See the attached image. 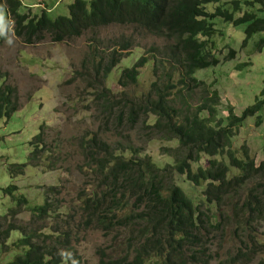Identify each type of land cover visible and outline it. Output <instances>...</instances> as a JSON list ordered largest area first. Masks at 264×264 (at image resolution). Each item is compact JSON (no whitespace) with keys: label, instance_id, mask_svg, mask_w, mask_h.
<instances>
[{"label":"trees","instance_id":"1","mask_svg":"<svg viewBox=\"0 0 264 264\" xmlns=\"http://www.w3.org/2000/svg\"><path fill=\"white\" fill-rule=\"evenodd\" d=\"M0 6L6 8L13 35L28 45L46 36L61 43L111 25H132L169 41L119 72L118 83L127 88L141 85L144 69L150 68L144 94L131 93L117 102L105 87L133 46L131 40L112 42L102 51L91 47L80 75L89 76L100 119L108 128L114 124L122 134L125 127L141 125L147 141L175 143L163 147L168 163L160 167L129 137L110 143L95 132L81 138L79 173L90 187L72 204L61 197L59 186L49 187L39 204L16 195L15 186L0 188L15 204L0 216L5 220H0V250L13 256L7 264H74L73 257L84 264L79 245L92 231L112 237L106 250H98V264H211L217 252L209 245L229 225L239 243L230 260L250 262L264 253V231L258 230L264 223V159L256 161L247 144L241 145L240 155L234 148L243 122L264 107V86L240 115L232 108L224 117L219 116V91L196 76L197 70L221 62L214 50L220 31L216 19L246 24L244 47L254 34L264 32V0H72L68 14L55 17L47 9L24 11L22 0H0ZM263 47L264 37L258 43L260 51ZM236 52L230 48L224 60L235 58ZM4 76L0 118L10 119L18 111V99ZM261 121L258 116L256 123ZM42 134L30 142L28 162L15 166L20 174L26 166H42L48 152ZM203 157L207 165L197 166ZM179 174L204 187L200 203L177 183ZM21 208L31 211L26 223L15 219ZM13 233L18 237L10 243ZM60 249L69 250L67 260L58 255ZM255 264H264V257Z\"/></svg>","mask_w":264,"mask_h":264},{"label":"rangeland","instance_id":"2","mask_svg":"<svg viewBox=\"0 0 264 264\" xmlns=\"http://www.w3.org/2000/svg\"><path fill=\"white\" fill-rule=\"evenodd\" d=\"M71 2L72 0H22V6L24 11L30 8L31 12L47 9L48 14L55 17L66 16L67 6ZM259 6L261 5L255 8ZM216 27L220 31L215 35L217 48L214 50L219 52L221 62L217 66L197 70L196 76L219 91V116H227L232 108L240 115L247 106L254 103L264 86V47L261 51L258 48L264 32L254 34L243 47L246 24L235 26L218 18ZM8 37L11 38V43H8V39L0 40V77L5 75L4 83L15 89L18 111L10 119L0 118L1 189L15 186L16 195H24L32 204H39L43 203L44 193L49 187L59 186L63 189L61 197L67 204L75 203L79 192L90 187L79 173L83 163L79 143L81 138L95 132H100V136L110 143L122 140L124 136L129 137L142 150L143 156L151 157L160 167L168 163L163 147L173 146L175 143L159 138L147 141L146 131L141 125L131 130L122 128V134H119V130L117 133L114 124L108 128L106 121L100 119L101 112L95 103L97 95L90 88L89 76L84 78L85 75L80 73L84 72L83 64L90 55L91 47L98 45L99 51H102L112 42L131 40L133 46L125 52V58L113 71L105 87L117 102L131 93L144 94L147 92L146 85L151 80L150 68L144 69L141 85H130L127 88L118 83L119 72L123 67L131 66L136 58L149 55L152 48H163L169 41L132 25L98 28L61 43H55L46 36L41 42L28 45L16 38L11 31L8 32ZM230 48L236 49L235 58L224 60ZM240 65L243 68L238 69ZM2 84L3 80L0 79V86ZM197 92H200L199 98L201 91L198 89ZM258 116H261L262 121L256 123ZM150 121H154L153 116ZM40 132L43 133L48 150L44 154L42 166H26L25 171L20 174L15 166L28 162L32 151L30 142ZM242 144L249 146L250 154L256 161L264 159V107L255 116H249L237 131L234 148L239 155ZM54 159L57 161L50 165L49 161ZM207 163V158L203 157L197 166H205ZM53 167L56 168L51 171L50 168ZM177 183L196 203L201 202L204 187L193 184L180 174L177 176ZM14 205L11 195L0 191V216L5 215ZM20 211L15 219L19 217L20 222H28L31 211L28 208H21ZM0 220L5 222L4 219ZM260 225L258 230L262 232L264 223ZM225 229L224 236H217L209 245L212 252H217L211 264H255L264 257V253H259L250 262L244 258L235 262L230 260L239 243L233 238V227L229 225ZM17 237L13 233L9 242ZM260 237L264 239L263 235ZM111 239L112 237H105L98 232H89L79 245V256L83 263L98 264V250H106ZM12 257L2 254L0 250V264H7Z\"/></svg>","mask_w":264,"mask_h":264},{"label":"clouds","instance_id":"3","mask_svg":"<svg viewBox=\"0 0 264 264\" xmlns=\"http://www.w3.org/2000/svg\"><path fill=\"white\" fill-rule=\"evenodd\" d=\"M11 23L8 19L6 8L4 6H0V36H4L8 39V43H11V38L8 37V32L11 31ZM69 251L67 249H60L58 251V255H60L64 259H68L64 256V253ZM74 264H77L73 257Z\"/></svg>","mask_w":264,"mask_h":264}]
</instances>
